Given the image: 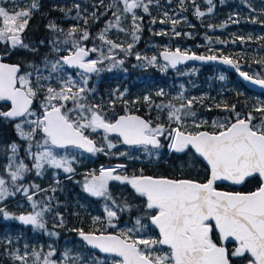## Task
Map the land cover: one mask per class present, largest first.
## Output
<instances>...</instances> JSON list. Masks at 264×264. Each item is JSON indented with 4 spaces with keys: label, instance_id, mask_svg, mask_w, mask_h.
I'll return each mask as SVG.
<instances>
[{
    "label": "snow or ice",
    "instance_id": "obj_1",
    "mask_svg": "<svg viewBox=\"0 0 264 264\" xmlns=\"http://www.w3.org/2000/svg\"><path fill=\"white\" fill-rule=\"evenodd\" d=\"M13 3L11 9L0 6V122L10 123L26 147L21 157V144L12 141L6 146L7 163L0 172V204L21 193L32 211L15 215L0 206V216L31 225L34 229L46 230L45 215L53 210L54 196L41 200L34 197L49 190L55 193L59 180H56L57 187L42 189L38 184L23 183L29 173L34 171L37 177H42L50 168L62 170L68 174V179H72L77 155L102 153L115 156L117 153L112 150L122 144L142 150L150 158L158 160L160 150L166 146L170 154L186 158L181 168L185 164L192 168L203 164L205 177L146 175L143 169L129 174L124 164L101 166L98 172H86L81 183L82 191L102 198L105 204L104 218L93 217V225L97 227L87 232L75 229L82 241L92 249L113 257L111 264H264V101H259L247 112L237 111L236 105L217 104L216 107L228 115L214 118L211 122L200 117L194 109V105L202 103L203 98H187L183 92L175 97L179 104L156 103L145 95L143 100L149 109L157 111L154 119L133 114L122 92L113 93L115 99L108 100L107 105L93 103L90 97L96 90L89 86L90 81L94 75L122 66L125 58L133 54V48L141 38L139 33L143 30V16H138L136 10L150 15L152 0H119V3L113 0L101 15H107L115 8L112 11L114 19L108 20L95 38L87 27L74 25L65 31L55 21H50L46 27L63 37L62 40L53 37L49 41L55 57H41L29 63L23 71L21 64L4 62V58L17 50L38 51L34 45L25 43L24 33L40 3L39 0H31L30 5L23 8L16 6L15 0ZM100 3L103 4V0ZM192 3L195 5V0ZM2 4L3 0H0ZM207 4L208 13H211L213 0H207ZM180 5L183 7L184 0H180ZM73 8L76 9L73 19H81V5L74 4ZM59 10L65 12L63 8ZM123 14H131L130 31L121 27ZM194 14L198 18L205 16L199 7H195ZM163 15L165 18L159 22H170L173 34L180 36L181 33L175 31L180 21L169 16L168 12ZM91 18L98 21L100 17L93 12ZM83 19L87 25L88 18ZM156 22L155 18L151 21L152 24ZM231 22L239 23V20ZM113 28L129 35L131 42L125 46L108 38L107 33ZM158 34L167 33L161 31ZM93 39H98L100 44L93 43L89 47L86 42ZM237 39L244 40L243 37ZM44 43L40 41V44ZM60 44L65 47H60ZM121 54L122 58L118 59ZM159 56L166 62L161 67L162 71L169 67L176 69L188 60H219L235 68L243 80L264 89V78L241 71L238 61L222 53L196 55L177 47L175 50L165 48ZM135 59L145 61L140 65L142 67L158 64L157 55L149 58L135 53ZM156 95L164 97L167 94L160 89ZM117 100L124 105L123 115L114 113ZM108 109L113 110L112 116H109ZM93 134L100 137L99 143ZM112 137H115V142ZM57 150L65 151L60 154ZM68 150H79V153H69ZM118 155L129 156V153L119 152ZM249 180H257L258 184L247 192L217 187L218 182L243 185ZM111 182L129 186L138 203L118 200L110 190ZM123 212L136 213L131 227L125 222L124 228H118V213ZM56 216L59 223L54 226L63 227V216L60 213ZM149 226L155 235L149 234ZM47 234L58 235L52 231ZM55 254L51 246L47 253L33 249L32 264H57L53 259ZM10 255L13 261L28 264L29 253L21 255L16 250ZM64 256L66 261L68 253L65 252ZM73 264L87 262L77 257ZM91 264L99 262L93 260Z\"/></svg>",
    "mask_w": 264,
    "mask_h": 264
},
{
    "label": "trees",
    "instance_id": "obj_2",
    "mask_svg": "<svg viewBox=\"0 0 264 264\" xmlns=\"http://www.w3.org/2000/svg\"><path fill=\"white\" fill-rule=\"evenodd\" d=\"M263 4H264V0ZM8 2V1H7ZM6 4L8 5V3ZM119 3V0H116ZM147 2V0H145ZM40 8L38 11L33 13L31 20L29 21V26L24 33L25 43H29L31 45H35L37 40L42 39L47 36L46 31L49 30L46 28V25L50 21H55L60 28L64 29L65 31L68 29L66 23H69L68 18L70 16L76 14V9L73 8L74 4L79 3L81 5L80 15L82 17L81 27H87L88 31L91 33L92 37L95 38L98 36V33L105 27V24L108 20H113L114 17L112 16V11L116 9L109 10L107 15H101L106 11V6L113 3V0H103V4L100 3V0H86L85 2L82 0H41ZM173 9L170 13L172 18L179 19V17H185V20H179L175 26V31L181 33L180 36H175L173 34V26L171 23H167L164 29L157 28L156 24L159 22L160 18L162 17L161 8L166 5ZM214 8L213 11L210 13L211 19L203 17H197L195 13V7H199L201 11L205 12L206 8H208L207 0H195V5L191 2V0H185V4L183 7L180 5V0H152V3L149 5L150 15L143 13L142 10L137 9V15L143 16V20L141 21L142 24V31L139 33L140 40L135 44L133 48V54L125 58V63L121 66V68H113L112 72L107 73L113 74L117 72V76H121L122 86L132 87L133 83L136 82V85L139 86V80L144 76L145 78L149 79L148 82L151 83V87L156 89L160 86H163V81L158 80L159 78L162 79L163 76L161 73L157 72V69H147L144 72L139 69V63L135 62V53H140L143 56L151 57L153 55H157L158 60H160L159 53L166 48V45L174 48L175 46H180L183 49L187 47H191L192 50H188L189 53H195L198 55H209L215 53L219 55L222 53L225 56H229L230 58L239 62L240 66H244V64H249L251 71L249 75L256 77L259 76L260 78H264V38L254 40L253 42H249L243 40V42L238 41L239 45H236V48L232 49L230 47V42L227 41L224 45V49H220L219 44L216 43L217 40H224L226 37L231 36V32L234 30L243 28L245 31H253V32H262L264 34V18L261 16L258 17L256 22L253 23V18H245L240 17L236 20H239V23H232L231 20H226L229 14L233 10H248L251 11V14H257L258 12L255 5L253 6L247 0H213ZM15 5L23 8L22 4L15 2ZM55 6V7H54ZM122 8V4L119 5ZM65 9V12H61L59 9ZM186 8L187 10H183ZM68 9H72L70 12L67 11ZM86 9V10H85ZM96 12L97 15L100 17L98 21L91 18V14ZM88 18L87 25L84 24V19ZM264 17V16H263ZM156 19V23L152 24V19ZM233 20V19H232ZM131 18L122 15L121 19V27L125 28L126 30H131ZM44 24L43 27L40 25ZM212 27H209V26ZM223 25V27H221ZM161 31L167 33L166 35H159ZM190 34V35H187ZM108 38L118 42L124 43L125 46L127 43L131 42V37L126 35L124 32H119L117 29L113 28L108 33ZM60 39H63L62 36H59ZM98 40V39H97ZM216 43V44H215ZM153 45L154 48L151 50L149 47ZM60 47H65L63 44L59 45ZM38 51L36 53L27 51V61L23 63V70L27 68L28 62L38 61L41 58V48L37 47ZM211 49V52H210ZM239 49L243 50H252L258 53V56H255L253 53L251 55H247L246 53H238ZM16 53V52H15ZM13 53V54H15ZM118 56L117 58H122ZM7 58V57H6ZM20 63V62H19ZM22 64V63H21ZM219 73H216L215 71ZM183 68H180L176 71H168L169 75L166 79L167 80V93L169 97V102L175 103L174 100L171 99L172 95L174 94L175 90H179L183 87V85L187 84L185 87V94L187 97L196 96L200 98V95L205 92L206 90H210L211 94L208 96L203 97L202 103H197L194 105V109L197 111L200 117H205L208 120L223 117L228 115L227 113L223 112L221 108H217V103L213 100V96L220 91L216 96L220 98L221 96L225 97V102L223 104L227 105H236L237 111L240 112H247L251 110V108L258 103L255 99L254 94L249 92L238 80L235 73H228L225 69L216 66H207V67H199V70L196 74H189L184 75L182 74ZM113 74L112 79L111 77L108 78L109 80L113 81L114 78L117 76ZM160 75V76H159ZM223 76L224 79L221 80L220 77ZM141 91L140 94H142ZM130 94V93H128ZM154 102L158 103L156 99V94H154ZM133 95H130L129 99V110L133 113H139L140 109L134 105L132 106L131 98ZM264 98V94L262 95ZM179 103V101H178ZM220 104V105H223ZM137 107V108H136ZM211 108V111L208 109ZM124 112V105L122 106L121 113ZM16 141L17 143L21 144V152L22 156L24 155V147L26 145L18 139L14 128L8 122H0V163L1 161L7 159L5 155L6 146L12 142ZM10 155V152H8ZM165 153L164 156H166ZM183 157H180L179 154H169L168 158L163 161V158L154 159L150 158L149 156L146 157L145 163L146 165L153 162L154 166L152 165L151 170L145 169L146 173H150L151 175H163V176H171L175 178H179L181 176L190 177V178H197L203 179L205 177L204 170L202 171V176L200 177V173H198L196 167L199 165L203 166V164L196 165L194 168L189 167L187 164L181 168V164L184 161ZM132 159L122 157L120 159H99L90 166L98 168L100 165H110V164H129ZM140 161V160H139ZM29 161L26 160V163ZM142 162V161H141ZM148 166V165H147ZM149 168V166H148ZM27 178V181H30L32 174ZM78 177H74V186L78 191V197L75 203H82L87 206V212H81L82 205L77 204L76 208H78V212L80 214L74 215L69 217L68 225L65 229H83L84 231H90L92 228V222L90 221V215L100 214L104 215L103 209L100 206V202H95L89 196H87L79 185ZM257 180H249L243 186H241L240 191L247 192L249 190H254L257 186ZM49 185L48 183H41L40 187L45 189ZM70 188V185L66 186V191ZM45 192L39 193V195L35 196L34 199L41 200L46 197ZM21 197H18V199ZM24 198V197H22ZM8 202L7 204H9ZM6 204V205H7ZM3 205L2 207H5ZM83 208V207H82ZM73 212L68 211V215H72ZM10 226L18 228L24 227L21 225H16L11 223ZM28 235L29 228L24 227ZM2 225L0 224V233L2 232ZM72 234H65L62 232L61 236L59 237L58 241L62 243L63 241H67L70 239ZM32 239V236L30 237ZM34 238V236H33ZM44 241V238H42ZM88 250V249H87ZM90 255L93 258L99 259L104 257L102 254H98L91 249L88 250ZM0 264H15L13 260L5 254L3 250H0Z\"/></svg>",
    "mask_w": 264,
    "mask_h": 264
},
{
    "label": "rangeland",
    "instance_id": "obj_3",
    "mask_svg": "<svg viewBox=\"0 0 264 264\" xmlns=\"http://www.w3.org/2000/svg\"><path fill=\"white\" fill-rule=\"evenodd\" d=\"M8 1V2H7ZM82 1V0H80ZM84 2L86 0H83ZM250 4H252L253 6L255 5L258 9V12H256L257 14H251V11L248 10H233L228 18H226V20H236L237 18L240 17H245V18H253L254 20H257L259 16H261L262 18H264V4L262 0H247ZM6 2L8 3V5L6 4ZM15 2L22 4L23 6H28L31 3V0H15ZM192 2V0H191ZM184 4H185V0H184ZM0 6H5L9 9H11L14 6L13 0H3V4ZM161 14H162V19H164V12H168L169 16L170 13L173 11V9L169 8L167 5H165V7L161 8ZM124 17L126 18V16H128L129 18H131V14H123ZM172 17V16H171ZM205 17L208 19H211L210 17V13H208V8H206L205 10ZM175 19V18H173ZM185 17H179L178 20H185ZM264 20V19H263ZM238 37H243L244 40L249 41V42H253L254 40H258V39H262L264 38V34L262 32H253V31H245L243 28L234 30L233 32H231V36L226 37L225 41L224 40H217L216 43L219 44L220 49H224V45L225 43H227V41L230 42V47L232 49L236 48V45H239L240 41L239 39H237ZM249 37H251V39H249ZM220 41H224V43H220ZM233 41H235V43H233ZM215 43V44H216ZM181 48V50H192L191 47H187L185 49H183L180 46H175L174 48L170 47L169 45H166V48L171 49V50H175V48ZM24 51H28V50H24ZM18 54L16 55L15 59L18 60L19 62L22 61V63H25L27 61V54H23L21 53V50H17L16 51ZM246 53L247 55H251V53H253L255 56H258L257 52L250 50H243V49H239L238 53ZM135 62L138 64H141L143 61H137L135 59ZM145 62V61H144ZM31 62L27 63V67L28 64ZM164 65V63H162L161 60H158V64L157 66L152 68L157 69V72L161 73L162 76H167V73L169 70L167 69V71H162L161 67ZM118 68H121L118 67ZM240 70L247 72H250V67L249 64H244V66H240ZM108 72V71H106ZM111 72V71H110ZM197 70L196 69H188V70H183L182 74L184 75H189V74H196ZM187 86V84L183 85V87L179 90H175L174 94L172 95L171 99L175 101L176 104L178 103V100L175 99V97H177L181 92L184 93L185 97H187V95L185 94V87ZM149 91L153 90L151 88H148ZM153 92L156 94L157 89H154ZM220 93V91H218L214 96H213V100H215V102L217 104H223L225 102V97H220L217 98V94ZM209 94H211L210 90H206L205 92H203L200 95V98L208 96ZM150 96V94H145ZM144 95V96H145ZM191 97H196V96H190L187 98H191ZM255 99L259 102V101H264V98L262 96H257L254 94ZM144 98V97H143ZM136 101V99L134 100ZM144 101V100H143ZM133 106V104H132ZM205 118V117H203ZM207 119V118H206ZM214 119V118H213ZM212 119L209 120V122H211ZM60 154H64V151H59ZM124 152H128L129 156L131 151L127 150ZM69 153H73L72 151H69ZM20 156H22V153H20ZM129 159H134V160H140L139 158H135L130 156ZM94 160V158H89V159H85L83 158L81 155H77V163H75L73 166L75 167V169L78 171L79 168L82 167V165L85 163V161H92ZM26 162V161H25ZM7 163V159L1 161L0 163V172H2V166L4 164ZM199 165V164H197ZM78 168V169H77ZM197 171L198 173H200V177L202 176V171L204 170V167L199 165V167ZM92 170H96L98 172V169H92ZM92 170H87L85 172H83V174L81 175V177L84 178V174L86 172L92 171ZM134 172H138V171H134ZM56 173H58V176L56 175ZM130 174V173H129ZM30 175V173L26 176L25 180L23 181V183L30 184V183H34V184H38L40 185L41 183L45 182L48 183L49 185H47V187H45V189H51L52 187H57L56 185V180H59V186H58V190L55 193H52L50 190L48 192H46V196H54V199L52 200V212L50 213H46L45 215V220H46V230H38V229H34L33 227H28L29 228V233H31V235H28V233L26 232L24 227H12L10 226L11 223H14L16 225H21L23 226L19 221L16 220H5L3 219L2 216H0V224L2 225V232L0 233V250H3L5 252V254L7 255V257L11 258L10 253L14 252L16 250H19V254L23 255L25 252L29 253V257H28V264H32V260L33 257L31 256V253L33 251V249H35L36 251H41V249L43 250V253H47L49 251V246H51L52 248L55 249V256L53 257V259L57 260V264H61V262H64V264H73V262L76 260L77 257H80L83 261L87 262V264H91V262L93 260L98 261L99 264H111V261L113 259V257H111L108 254H102L104 257H101L99 259L93 258L90 253L88 252V250L90 249L89 247H87L84 242L82 241V239L79 237L78 233L77 235H69L70 239L67 241H63L62 243H60L58 241L59 237L61 236L62 232H58L56 231L58 228H64L65 231H69V229H65L68 225L69 222V217L75 215L80 214L78 212V210L74 211V214L72 215H68V211H69V207H71V201L68 198L69 195V189L66 191V186H64L65 181L62 180L63 177H66L68 174H65L62 172V170H53V169H46V171L44 172V175L42 177H37L35 175V172L32 174L30 181H27L28 176ZM7 178V177H6ZM83 181V179H82ZM115 187L119 188L120 185H116L114 184ZM123 186V185H122ZM110 187L112 186V183L110 184ZM236 189V188H235ZM220 190H226L225 188L220 189ZM229 191V190H227ZM230 191H238V190H230ZM111 192H114V190H111ZM88 196V195H87ZM18 197H21L20 199H17ZM23 195L21 193H17L16 196L14 197H9L6 199V201L3 202V204H0V206L6 205L8 202H10L9 204H7L6 210L9 211L10 213H13L15 215H20V214H26L30 211H32L31 206L29 204V202L25 199L22 198ZM92 197V196H89ZM97 198V197H96ZM17 199V200H16ZM75 203V202H74ZM105 204V202H103ZM76 204H80L82 205L81 207V212L86 213L87 212V206L85 204L82 203H76ZM56 213H60L63 216L64 219V225L63 227H55L54 225L59 223V220L56 216ZM74 215V217H75ZM96 216H100L102 218H104L102 215L100 214H94V215H90V221L92 222V226L93 227H97L96 225H93V217ZM128 226V225H127ZM118 228H124V227H119ZM113 230H118V229H113ZM48 231H52V232H56L58 233V235L56 236H50L47 234ZM110 231V229H109ZM66 234V233H65ZM32 236V239L30 238ZM34 236V238H33ZM44 238V241L43 239ZM8 241H11V243L9 244ZM27 245V247H25ZM88 249V250H87ZM65 252L68 253V259L65 261ZM12 259V258H11ZM13 260V259H12ZM15 264H20V262L18 261H13Z\"/></svg>",
    "mask_w": 264,
    "mask_h": 264
},
{
    "label": "flooded vegetation",
    "instance_id": "obj_4",
    "mask_svg": "<svg viewBox=\"0 0 264 264\" xmlns=\"http://www.w3.org/2000/svg\"><path fill=\"white\" fill-rule=\"evenodd\" d=\"M40 1L41 0H39V2ZM163 7H165V5ZM75 16H76V14H74V15L70 16V18H68L69 23H66L68 29L70 27L74 26V25H79L81 27L82 17H81V19L76 20V19H73V17H75ZM161 19H162V17L160 18V20ZM43 25L44 24H41L40 26L43 27ZM166 25H167V23L161 24L160 22H158L156 24L157 28H159V29H164ZM46 34H47V36L42 38V39L37 40V42L35 43L34 46L36 48L37 47L41 48V51H42L41 57H44V56L47 55V56H49V58H54L55 57V53H53L51 51V45L49 44V41L53 37H56L59 40H62V39L59 38L60 34L53 33L50 30H47ZM42 40L45 41L44 44H40V41H42ZM86 43L88 44L89 47H91L93 43H95L96 45H99L100 41L97 40V39H93V40H90V41H88ZM149 47L151 48V50H153V48H154L153 45H150ZM21 53H23L25 55V54H27V51L21 50ZM17 54L18 53L16 52L15 54H12L11 56H8L7 58L5 57V61L8 62V63H19V61L15 59ZM21 63H22V61L19 64H21ZM143 64H145L144 61L140 65H143ZM21 65H22V69H23V63ZM140 65H139V69L142 70L143 72L145 70L149 69V68L152 69V66L142 67ZM207 66H210V65H206V66H203V67H207ZM199 67L200 66L186 65V66L181 67V68H183V70H188V69H192L193 68V69H196L197 72H198ZM250 71H251V68H250ZM215 72L219 73L217 70ZM107 73H110V72L104 71V72H101L99 74V76H95L94 75L92 80L90 81L89 86L90 87H94L95 90H96L95 95L90 97L91 102H93V103H104L105 105H107L108 100L115 99V97L113 96V93H116L118 91V92L125 93L124 99H126L127 101H129L130 95H133L132 98H131V102L134 101L135 99H136V101H138L137 103H135V104L132 103V104H133V106L136 105L140 109L138 111V112H140V114L132 112L133 114L140 115V116H142L144 118H151V119H154L157 116V111L154 108L150 110L148 105L143 101V97H144L145 94H150L151 99L154 101V97H155L153 95L154 88H152L151 87V83L148 82L149 79H147V78H145L143 76L139 80V86H137L136 82H134V80H132L133 86L132 87H127V86H122V81L120 79L121 76L120 77L117 76V72H116V74L113 73V74H115L117 76L116 78H114L113 81L108 79L110 77L112 79V77H113L112 75L113 74H109L108 75ZM166 73H167V75H169L168 72H166ZM249 73L250 72L248 71V74ZM167 77L168 76H164L162 79H160V78L158 79V80L163 81V86H160V87L156 88L157 91L160 90V89H163L164 92L167 94L164 97H159V96L156 95V99H157L158 103H161V102L168 103L169 102L168 101L169 97H168V93H167V89H166L167 80H168V79H166ZM148 88H151L153 90L149 91ZM141 91H143L142 94H140ZM128 93H130V94H128ZM122 106H123V103L120 100H117V102L115 104V107H114V113L116 115H123L124 114V112L121 113ZM108 114H109V116H112L113 115V110L112 109H108ZM93 138L96 139L98 143L100 142V137L99 136H96L95 134H93ZM112 139L115 142V137H112ZM127 150L131 151L130 156L135 157V158L139 157L140 161L132 159V161L129 164H126V166H127L126 172L131 174L134 171H139L140 169H143L144 173L146 175H151L150 173H146L145 169L151 170V167H152V165L154 166V163L151 162V163L147 164L149 166V168H148V166L144 162L146 157H148V155L146 153H144L142 150H139V149H134V148L130 149L126 145L118 144V147L116 149L112 150L114 153H117V155H115V156H106V155H104L102 153H97L96 155H92V154H89V153H83L81 155L83 158H85V159L94 158V160L85 161V163L82 165V167L79 168L78 171L76 170V172H75V174H74L72 179H68L67 176L62 178V180L65 181L64 186L70 185L69 195H68V198H69V200L72 203L71 207H69L70 212H73V214H74V211L78 210V208H76L77 204L74 203L77 200V197L79 195L78 191L76 190V188L74 186V177H78V179H76V180L80 179L79 182H78L79 183L78 186H80L82 188L81 183H82L83 177H81V175L83 174V172H85L87 170H92V169H99L101 166H114V165L119 164V163L110 164V165H100L98 168H95V167L90 166V165L94 164L96 162V160H99L101 158L104 159V160H106V159H116L117 160V159H120L122 157L129 158L130 156H119L118 155L119 152H124V151H127ZM57 151H65V150H57ZM68 151L79 153V150H68ZM160 152H161L160 158L162 157L163 161H165V159H167L169 154H170L168 152L167 147L165 146V148L161 149ZM165 153H167L166 156H164ZM159 175H161V174H159ZM111 183H112L113 187H110V190H114V192H112V193L118 200H120V199H128L130 202L138 203V200H136V198L134 196V193L132 192V190H131V188L129 186H127V185H123L122 186V185L118 184L117 182H111ZM114 184L120 185L119 188L115 187ZM218 187L231 189V190L235 189V186H218ZM85 194L88 195L87 193H85ZM88 196H90V195H88ZM91 198L95 202L99 201L101 203L100 206L103 209V206H104L103 202H105V201L102 198H96V197H91ZM118 214L120 215V221H119V225H118L119 227H125V222H128V224H127L128 227L132 226L131 220L134 219L136 213H133V214L130 215L128 212H123V213H118ZM102 216L104 217V215H102ZM144 223H147V221L145 220ZM56 231L65 232L66 234L77 235V233H76L77 231H75V229H70L69 231H65L64 228H61V230H60V228H58ZM110 231H115V230L110 229ZM148 231H149V234H152V235L156 234L155 231L151 229V226H149Z\"/></svg>",
    "mask_w": 264,
    "mask_h": 264
},
{
    "label": "water",
    "instance_id": "obj_5",
    "mask_svg": "<svg viewBox=\"0 0 264 264\" xmlns=\"http://www.w3.org/2000/svg\"><path fill=\"white\" fill-rule=\"evenodd\" d=\"M162 62L165 64L166 62L163 60L162 57H160ZM4 62L5 58H4ZM8 63V62H7ZM186 65H194V66H206V65H211V66H220L223 69H225L227 72L229 73H233L236 72L237 78L240 81V83L251 93L254 94H264V89H262L260 86L258 85H254L249 81H245L243 80V78L238 74V72L236 71L235 68L231 67L230 65H226L221 63L219 60L217 61H198V60H188L180 65L177 66V68L182 67V66H186ZM176 68V69H177ZM170 70H175L173 68H170ZM217 186H237L240 187L242 185H231L229 182H218ZM22 224V223H21ZM23 225V224H22ZM27 227H32L31 225H24ZM85 244V243H84ZM86 245V244H85ZM87 247H89L92 251L98 253V254H105V253H100L98 249H92L90 246L86 245Z\"/></svg>",
    "mask_w": 264,
    "mask_h": 264
}]
</instances>
